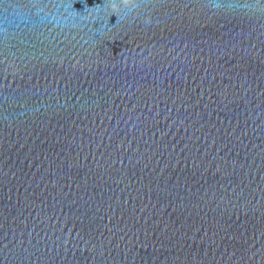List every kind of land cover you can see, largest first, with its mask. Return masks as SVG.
<instances>
[{
	"label": "water",
	"instance_id": "95a60500",
	"mask_svg": "<svg viewBox=\"0 0 264 264\" xmlns=\"http://www.w3.org/2000/svg\"><path fill=\"white\" fill-rule=\"evenodd\" d=\"M111 4L0 0V264H264V0Z\"/></svg>",
	"mask_w": 264,
	"mask_h": 264
},
{
	"label": "clouds",
	"instance_id": "9594fccd",
	"mask_svg": "<svg viewBox=\"0 0 264 264\" xmlns=\"http://www.w3.org/2000/svg\"><path fill=\"white\" fill-rule=\"evenodd\" d=\"M142 0H112L111 12L113 14H119L125 12L131 14L140 8ZM131 5V6H129ZM146 23H151V19L148 17Z\"/></svg>",
	"mask_w": 264,
	"mask_h": 264
}]
</instances>
